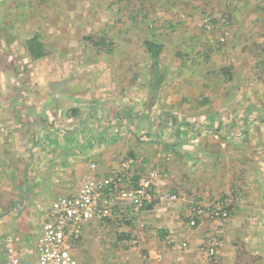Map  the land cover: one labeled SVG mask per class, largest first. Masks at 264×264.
<instances>
[{"label": "crops", "instance_id": "1", "mask_svg": "<svg viewBox=\"0 0 264 264\" xmlns=\"http://www.w3.org/2000/svg\"><path fill=\"white\" fill-rule=\"evenodd\" d=\"M129 159L134 185L158 171L177 194L140 211L145 227L106 223L146 264H206L212 237L220 264H264V0H0V261L11 235L34 264L52 201Z\"/></svg>", "mask_w": 264, "mask_h": 264}, {"label": "built area", "instance_id": "2", "mask_svg": "<svg viewBox=\"0 0 264 264\" xmlns=\"http://www.w3.org/2000/svg\"><path fill=\"white\" fill-rule=\"evenodd\" d=\"M208 22H211L208 19ZM227 28V17H221L217 23ZM215 25V24H212ZM221 42L225 39L221 38ZM134 160L123 161L119 169L111 175L98 177L96 163H91L83 176L78 193L60 196L51 203L48 219L44 221L36 243L37 259L34 264H79L73 248L84 229L109 220H127L140 227L146 224L139 220L140 211L156 201L175 200L177 194L158 187L160 172H153L138 185L132 183V165ZM126 184L125 187H122ZM119 199V200H117ZM121 202H128L123 206ZM209 211L214 217L226 220L231 215L227 201H217ZM204 209L195 207L190 219V226H195ZM137 243V240L134 241ZM218 239L209 238L203 245L206 264H220L217 258ZM188 243L182 241L173 244L178 260L187 250ZM4 257L0 264H25L18 252L13 236L4 238ZM180 264V263H179Z\"/></svg>", "mask_w": 264, "mask_h": 264}, {"label": "rangeland", "instance_id": "3", "mask_svg": "<svg viewBox=\"0 0 264 264\" xmlns=\"http://www.w3.org/2000/svg\"><path fill=\"white\" fill-rule=\"evenodd\" d=\"M123 223L126 224L125 221ZM121 225L103 224L99 227L96 226L89 230L92 236L89 235V238L77 241L73 251L79 259V264H90V260L95 261V257H97L87 254L89 249L84 247L87 242L91 243L88 245L93 247L92 249L100 248L101 250H99L103 251V255L98 257L100 264H146L148 257L146 251L140 247L139 240L132 233L124 230ZM14 239L16 242V237ZM136 240L137 243H134Z\"/></svg>", "mask_w": 264, "mask_h": 264}, {"label": "trees", "instance_id": "4", "mask_svg": "<svg viewBox=\"0 0 264 264\" xmlns=\"http://www.w3.org/2000/svg\"><path fill=\"white\" fill-rule=\"evenodd\" d=\"M41 49L42 48L39 44L37 47H34L32 44H30V52L34 57H40L43 55V51H41Z\"/></svg>", "mask_w": 264, "mask_h": 264}]
</instances>
